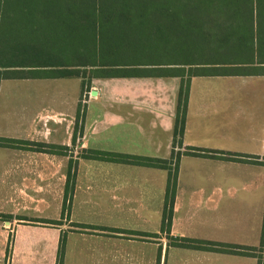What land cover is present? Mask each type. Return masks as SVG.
Wrapping results in <instances>:
<instances>
[{
    "label": "crops",
    "instance_id": "1",
    "mask_svg": "<svg viewBox=\"0 0 264 264\" xmlns=\"http://www.w3.org/2000/svg\"><path fill=\"white\" fill-rule=\"evenodd\" d=\"M233 76L264 79V75L191 76L181 145L174 149L182 152L186 147H198L223 152L222 156L237 153L249 157L238 161L219 157L217 152L212 156L181 154L168 232L161 231L166 169L85 159L77 153L81 147L168 158L179 77H120L119 91H108L109 95L105 90L111 82L102 79L100 90L87 102L83 135L74 146L73 113L60 117L49 113L62 114L59 106L73 112L78 87L74 96L65 88L58 101L48 100L57 106L56 111L48 109L47 94L37 84L38 78L12 83L23 86L21 107L2 103L1 79L0 136L69 146L76 155V172L71 199L61 217L64 154L0 146V214L6 215L0 216V264H56L62 235V264H168L172 259L184 264L188 258L193 264H216L230 257L243 258L240 263L255 261L253 256L175 247L167 238L188 236L254 246L248 237L250 215L237 221L227 212L235 202L250 201L252 205L253 200L263 212L264 80L254 82L259 96L249 99L251 108L245 113L241 105L246 99L234 96L233 83L227 82ZM242 166L248 167L247 178H238ZM89 217L102 219L87 220ZM74 223L124 232L81 229ZM236 231L246 238L224 239L225 234Z\"/></svg>",
    "mask_w": 264,
    "mask_h": 264
},
{
    "label": "trees",
    "instance_id": "2",
    "mask_svg": "<svg viewBox=\"0 0 264 264\" xmlns=\"http://www.w3.org/2000/svg\"><path fill=\"white\" fill-rule=\"evenodd\" d=\"M182 40L187 42L184 46L180 45ZM174 41L180 46L174 47ZM85 65L90 67V78L180 79L168 158L91 148H83L81 155L85 159L166 169L161 231L168 232L181 154L212 156L217 152L219 157L238 161L249 157L237 153L222 156L223 152L198 147H186L182 152L174 148L181 145L191 76L264 75V0H0V80L63 77L71 74L69 66L78 69ZM0 146L53 154H65L67 149L64 145L2 136ZM74 177L75 172L68 169L61 217L71 199ZM24 219L58 223L47 218ZM167 238L174 246L256 256L254 246L185 236ZM259 246L257 264H264V208ZM63 257L62 235L56 264H62Z\"/></svg>",
    "mask_w": 264,
    "mask_h": 264
},
{
    "label": "rangeland",
    "instance_id": "3",
    "mask_svg": "<svg viewBox=\"0 0 264 264\" xmlns=\"http://www.w3.org/2000/svg\"><path fill=\"white\" fill-rule=\"evenodd\" d=\"M185 43L187 42H184V40H182L181 44L179 41L173 42L174 47L180 46V45L184 46ZM64 68H67V67H64ZM89 68L90 67H88L87 65L81 66L78 69L76 67L69 66L67 68L71 72V74L69 75H66L63 77H56V78H38L37 80V84H41L42 91H45L47 94V101L49 99H56L58 101V98H59L58 96L62 95V93L60 92H63V89L65 88H67L68 92L70 91L73 92V96H74L75 88L78 87V101H77L76 109L73 112H71L70 109L59 106V109H60L59 111L63 112L62 114H57L60 112L53 113L51 110L49 113L53 115L56 114L58 117L62 115L69 116L70 113H73V116H75V120L73 124V131H72V135L75 134V141L71 142L73 146L76 144L77 139H79V142H80L82 138V135H83L82 127H83L84 118L87 113V102L90 98H92V96H95L98 90H100L99 84L100 82H102V79L106 80L107 82H111L107 85L108 90H105L107 92L105 94L109 95L108 94L109 92L117 93L119 91L117 83L120 80V78H90ZM22 79L24 78L3 79L2 81L3 83H1L2 103L7 104L8 102L13 106L15 105V106L21 107V105L23 104L22 96H21L23 92V86L21 84L12 85V83L14 84L20 83L22 82ZM25 79H32L31 80L32 82H34L35 80L33 78H25ZM229 79L230 80H227V82L233 83V85H231L230 87L232 88L231 90L235 92L234 96L238 97L240 100H243V101L246 99V103L241 105L242 107H244L245 109L244 111L246 113L247 109L251 108V105H249L250 103L249 99L254 98V96H259V94L255 93V89L259 88L258 84L257 83L254 84V82L262 81L264 79L254 78V81H253L250 77H247V76L246 77L233 76L232 78H229ZM255 85H257V87ZM36 87L40 88L39 85H36ZM36 91L38 92V89ZM47 107L48 109H52V107L55 108V110L57 109V106L52 105L49 101H48ZM71 144L69 143V145ZM70 150L71 148L69 146H67V149L64 150L65 151L64 161H66V166L64 167V171L66 173L68 172V169L70 170V173L76 172V167H74V160H76L75 159L76 155L74 154V152H71ZM82 153L83 151L80 147L78 149L77 157L82 158L81 157ZM69 160H71L70 167H69V163H70ZM240 175L241 177L247 178L250 175L248 171V167L242 166L239 169L238 178H240ZM227 213H230L229 215L232 217V220H237V221H242L246 213L250 215V225H249L250 227H249L248 237H249V241H251L250 243L254 244V248H255L254 255H256L254 257L255 261H253L252 259H248L246 263L244 262L240 263L239 261L243 260V258L230 257L229 259H225L224 261L214 262V263L216 264H257V261H258V258L261 252L260 251L261 248L258 242H259V235L261 233L260 229L262 226V217H263V212L260 206L258 205L256 200L252 201V205H250V201H241V202L239 201V202H235L232 210ZM86 219L87 220H94V219L101 220L102 217H98V218L89 217ZM245 238L246 236H242V233H240L239 231L238 232L236 231L233 234H225L224 236V239L230 240V241H238V240L245 239ZM168 243H170L169 239H168ZM175 247H179V246H175ZM181 248H185V247H181ZM170 261L168 260V264H178L177 259H172V262ZM184 264H193V263H191L190 259L188 258L186 259ZM206 264H211V263L207 262Z\"/></svg>",
    "mask_w": 264,
    "mask_h": 264
}]
</instances>
